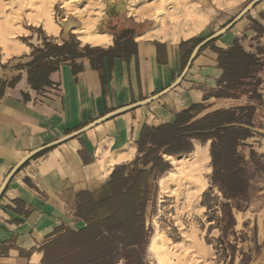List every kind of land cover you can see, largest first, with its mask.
Masks as SVG:
<instances>
[{
  "label": "crops",
  "instance_id": "crops-1",
  "mask_svg": "<svg viewBox=\"0 0 264 264\" xmlns=\"http://www.w3.org/2000/svg\"><path fill=\"white\" fill-rule=\"evenodd\" d=\"M253 2L234 24L242 13L211 20L208 28L178 41L149 38L127 26L122 30H133L136 53L93 64L88 57L62 61L47 75L50 84L39 89L29 76L33 47L0 67V80L7 83L0 97V264H65L67 258L80 264L102 247L108 233L79 213L82 196L99 192L115 171L141 156L146 127L174 124L194 105H203V112L220 110L231 100L214 96L224 74L220 54L238 43L264 58L254 50L264 48L263 33L253 27L263 25L264 0ZM107 34V46L76 41L80 49L115 48L119 33ZM51 36L48 41L58 45L68 41L57 42L61 32ZM196 38L202 40L190 42ZM255 38L261 43L253 49Z\"/></svg>",
  "mask_w": 264,
  "mask_h": 264
},
{
  "label": "rangeland",
  "instance_id": "rangeland-1",
  "mask_svg": "<svg viewBox=\"0 0 264 264\" xmlns=\"http://www.w3.org/2000/svg\"><path fill=\"white\" fill-rule=\"evenodd\" d=\"M42 1L50 6L53 19L61 26V38H57V42L64 38L67 40L74 38L84 44L74 31L83 22L95 23L96 30L109 37L111 35L107 33L118 34L127 26L134 28L138 33L146 34L149 38H158L164 28L169 35L174 33L182 35L199 23L204 15L207 16V21L203 28L206 26L208 28L211 20L212 23L226 16H236L255 0H0V30L7 38L3 44L0 34V67H4L3 64L13 54L21 52L26 47H40L43 46L44 39H54L44 25H38L29 19L35 16V8ZM118 2L123 3L124 9L119 8ZM159 7L170 14V18L164 20V25L159 23V17L155 15L157 13L154 9ZM212 10L215 12L208 20V13ZM66 19L72 20L68 30L62 25ZM253 27L264 36V21L263 25L256 23ZM252 41L253 49L261 43L258 38ZM254 50L257 52L258 47ZM237 94L238 99L228 100L220 110L246 105L256 107L254 127L251 128L253 136L244 141L238 149L246 160H250L251 151L259 156L264 155V151L260 150L264 143V58L256 82L247 81L238 89ZM205 143L195 140L193 151L198 146L203 147ZM211 145L212 140L209 145L210 154ZM161 156V171H155L151 176V198L145 213L136 219L128 220L129 227L126 233L116 229L108 238L106 247L110 251L109 262L229 264L230 254L223 250H228L229 245H233L236 247L233 264H264V240H260L258 235V216L264 208V173L256 174L250 183V202H241V210L233 208L236 226L224 236L222 204L226 200L219 187L213 184L212 156L209 164H195L197 169H204L207 166L211 169L210 173L207 171L206 175L204 174L208 182L204 192L197 196L192 191L195 188L194 177L200 170H195L194 173L191 170L196 159L191 160L192 157L188 154L176 155L180 164L186 165H181V169L190 166V169L184 170L185 176L182 180L183 175L179 176L180 174L173 179L166 178L168 172L175 169V164H171L166 153H162ZM262 160L264 161V157ZM124 167H130V164L119 169ZM166 170L168 171L160 176ZM176 180L177 182H174ZM238 212L242 213L241 222L236 219ZM112 250L115 252H111Z\"/></svg>",
  "mask_w": 264,
  "mask_h": 264
},
{
  "label": "trees",
  "instance_id": "trees-1",
  "mask_svg": "<svg viewBox=\"0 0 264 264\" xmlns=\"http://www.w3.org/2000/svg\"><path fill=\"white\" fill-rule=\"evenodd\" d=\"M262 33V32H261ZM133 30L124 29L117 37L115 48H92L89 45L80 49L74 38L58 45L48 39L43 40V47H34V60L28 64L30 82L34 89L50 84L47 75L56 69L62 61L88 57L92 64L105 57H127L136 53V44L133 41ZM201 38L191 40L197 44ZM258 54H264V48L258 49ZM54 58L50 66L43 61ZM219 64L224 74L219 81V89L214 96L223 99H238V89L247 81L256 82L261 71L263 60L253 53L246 52L238 43L227 51L222 52ZM42 76L41 83H35L32 75ZM46 78V79H45ZM13 80L9 85H14ZM7 83L0 80V97L3 95ZM205 110L203 105H194L182 112L174 124H167L158 128H145L140 142L141 154L130 167L115 171L111 181L97 193H88L82 196L79 213L89 225L100 226L108 233L102 238V247L99 250H90L87 257H83L80 264H112L109 262L110 251L106 247L110 234L117 228L123 233L129 227V219H136L145 213L151 198V176L155 171H161L162 153L166 155H181L192 152V140L207 142L212 140L211 156L214 166L213 184L218 186L226 200L222 204L225 226L222 229L224 236L236 226L233 208L241 210V202L251 200L249 194L250 183L256 174L264 173V155H257L251 151L250 160L238 152L242 143L253 136L256 107L246 105L227 110L212 111L195 119ZM195 119V120H194ZM181 153V154H180ZM165 154H163L164 156ZM150 167V168H148ZM168 170L162 173L165 174ZM234 203V204H233ZM246 225V224H245ZM257 230V225H255ZM236 232H234L235 234ZM224 252L230 254L229 264L234 263L236 247ZM259 248V246H258ZM226 250V251H225ZM115 252V251H111ZM96 255V259H94ZM88 262L82 263L85 260ZM74 258L65 259V264H75Z\"/></svg>",
  "mask_w": 264,
  "mask_h": 264
},
{
  "label": "bare ground",
  "instance_id": "bare-ground-1",
  "mask_svg": "<svg viewBox=\"0 0 264 264\" xmlns=\"http://www.w3.org/2000/svg\"><path fill=\"white\" fill-rule=\"evenodd\" d=\"M118 6H119L120 9H124V6H123L122 2H118ZM35 9H36L35 16L33 15L32 17H30L29 18L30 21L35 22L38 25L39 24L44 25L48 32H50L52 34H55V35H58L60 30H61V26L53 19V11L50 8V6H48L47 3L42 1L40 3V5L37 8H35ZM154 10L157 13L155 15H158V17H159V23L164 25V22H165L164 20L166 18H170V14L168 12H166V11H163L160 7L159 8H155ZM99 18H100V15H98L97 19H99ZM65 21L66 22H63V24L62 23L61 24L66 28V30H68L71 27L72 20L70 19V21H67V19H66ZM206 21H207V16L204 15L203 19H201L199 23H197L195 26H193L190 31H188V32H186L185 34H182V35L180 33H174V34L169 35V34H167L166 29L164 28V30L161 31V33L158 35V37L172 38L174 41H178L182 37L188 38L190 36H193V35H196L197 33H199L203 29ZM95 26H96L95 23L87 24L86 22H83L80 25V27L78 29H75L74 31L78 33L80 40L84 44H91V45H94V46H103V45L112 43L111 37H109L107 35H103L99 31H97ZM0 34H1V37H2V42L4 44L6 42V40H7L6 34L3 31H1V30H0ZM218 108H220V106L215 107L213 109H209V110L203 112L200 116H204V115L212 112L213 110H217ZM188 155L192 157L191 160L196 159V161L193 162L192 166H191V170L193 171V173L195 172V170H200V173L197 174L194 177L195 188H194V191H192V192H194V195L197 196L202 191L204 192V189L206 188V186L208 184V182L206 180L207 178L205 177V175H206L205 173L207 171L209 172L211 169H210V167L207 168L208 166L204 167V169H200V168L197 169L195 164L198 163V165H200V164H204L205 165V164H209L210 163L211 156H210V153H209V142H207L203 147H199L198 146L193 151V153L188 154ZM166 156L171 161V164H175V169H172L173 171H169L168 172V177H166V178L173 179V178H175V176L177 174H180L179 176L183 175L182 176V180H184V178H183L185 176L184 175V170L187 169L188 167H185V169H181V165L186 166L185 163L184 164H180L181 163L180 160L177 159V157L174 156V155H166ZM130 157H132V155H128L127 156V158H130ZM114 162H118V160H115V161L113 160V163ZM190 162H187V163H190ZM188 169H190V166H189ZM174 170H178V172H175ZM185 171H187V170H185ZM171 182H172V180H171ZM174 182H177V180L174 181ZM167 186H169V185H167ZM175 193H177V192H175ZM184 196H186V195H184ZM263 210H264V208L260 211V213ZM263 214H264V212H263ZM260 228H261L262 234L264 236V219L260 221ZM154 245L157 246L156 244H154ZM154 245H152V246H154ZM160 248H162V247H160Z\"/></svg>",
  "mask_w": 264,
  "mask_h": 264
},
{
  "label": "flooded vegetation",
  "instance_id": "flooded-vegetation-1",
  "mask_svg": "<svg viewBox=\"0 0 264 264\" xmlns=\"http://www.w3.org/2000/svg\"><path fill=\"white\" fill-rule=\"evenodd\" d=\"M207 142H209V145H210L211 140H208ZM260 150L264 151V143H263V146L260 148ZM191 153H189V154H191ZM209 153H210V150H209ZM210 156H211V154H210ZM210 162H211V159H210ZM263 212H264V210L259 214V217H258V227H259V238H260V240H264V236H263L262 231H261V228H260V221L264 219ZM241 215H242L241 212L236 213V219H237L238 222H241V220H242V216Z\"/></svg>",
  "mask_w": 264,
  "mask_h": 264
},
{
  "label": "water",
  "instance_id": "water-1",
  "mask_svg": "<svg viewBox=\"0 0 264 264\" xmlns=\"http://www.w3.org/2000/svg\"><path fill=\"white\" fill-rule=\"evenodd\" d=\"M256 4V2H253L250 6H248L243 12H242V14L233 22V24L235 23V22H237L238 20H240L243 16H245V14L247 13V12H249L250 11V9L254 6Z\"/></svg>",
  "mask_w": 264,
  "mask_h": 264
}]
</instances>
